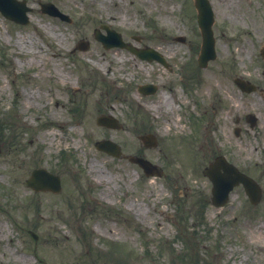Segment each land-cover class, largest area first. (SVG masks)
<instances>
[{"label": "rangeland", "instance_id": "374dc122", "mask_svg": "<svg viewBox=\"0 0 264 264\" xmlns=\"http://www.w3.org/2000/svg\"><path fill=\"white\" fill-rule=\"evenodd\" d=\"M29 1L27 26L0 14V264H264V0H210L218 59L205 70L197 62L194 0H96L91 9L64 0L59 6L73 23ZM109 22L124 38L140 36L170 68L104 49L94 30ZM83 40L87 51L76 48ZM194 71L200 83L191 79ZM187 77L188 86L181 82ZM236 77L262 90L243 94ZM146 83L159 91L141 94L138 86ZM172 91L177 102L167 116L163 102ZM15 109L24 126L12 142L3 116ZM104 114L120 128L99 126ZM247 115L257 117L254 127ZM147 134L155 147L141 139ZM102 139L117 143L122 156L98 150ZM219 155L258 182L259 204H251L242 185L225 207L211 203L212 184L202 172ZM130 156L158 165L161 176H146ZM92 161L108 180L97 179ZM35 168L58 175L62 191L27 187ZM202 204L204 219L192 218Z\"/></svg>", "mask_w": 264, "mask_h": 264}, {"label": "water", "instance_id": "95a60500", "mask_svg": "<svg viewBox=\"0 0 264 264\" xmlns=\"http://www.w3.org/2000/svg\"><path fill=\"white\" fill-rule=\"evenodd\" d=\"M196 7L199 11V18H200V25L203 31L204 36V46L202 51V56L200 58V64L201 66L205 67L207 66L208 62L212 59L216 58V51H215V39L213 37V31H212V25L214 23V17L212 8L210 6V3L208 0H196ZM0 10L2 13L7 16L8 18H11L17 22L20 23H26V8L22 5V3H19L15 0H0ZM97 38H100V36L97 33ZM108 43H106L108 46H114L119 45V41L115 40L111 35L108 38H105ZM142 57H150L148 53L142 52L140 53ZM237 83L242 87L243 90L250 92L251 89L248 88V84L237 81ZM100 119V123H101ZM99 149L111 151L115 155H119V152H114L113 145L110 142H102L97 144ZM134 161L138 162L140 165H142L146 171L150 174L153 173L154 167L147 161H144L142 159H135ZM221 169L225 170V173H221ZM205 174L210 177V179L215 183V189H214V197L213 202L217 206L224 205L228 200V194L233 188L235 184H238L239 182L245 183L246 187L248 188V184L253 183V186L258 188L254 181L251 179H248L242 175H240L234 168L227 166V163L220 159L217 161L215 165H212L210 168H208L205 171ZM48 178L51 179L45 172H36L34 174V178L31 179L29 182L32 187H34L36 190L40 189H49L52 188L50 186ZM59 182V180L57 179ZM227 187V190H225ZM59 190V189H58Z\"/></svg>", "mask_w": 264, "mask_h": 264}, {"label": "bare ground", "instance_id": "6f19581e", "mask_svg": "<svg viewBox=\"0 0 264 264\" xmlns=\"http://www.w3.org/2000/svg\"><path fill=\"white\" fill-rule=\"evenodd\" d=\"M113 19H116V17H114ZM66 77H69L70 78V75H65ZM173 93V97H170L168 95L165 96L164 98V106H165V114L168 116L170 115L171 113L174 114V109H175V103L177 102V96H176V93L175 91H172ZM34 97L33 94L29 95L28 98H32ZM161 105H153L154 109L155 110H158L160 108ZM52 142L53 140L51 141V145H52ZM91 171L95 172L97 174V179L102 182L104 180H108V178H106L105 176H102L101 174V170L99 169L98 167V162L97 161H92L91 163ZM110 182V180L108 181ZM105 197H109V194H105L104 195ZM129 209L135 211V213L138 215V216H143L145 217V214H146V210L142 209L141 207H138L136 206L134 203H131L130 206H128ZM18 260L20 261H23V262H28V257L27 256H18L17 257Z\"/></svg>", "mask_w": 264, "mask_h": 264}, {"label": "flooded vegetation", "instance_id": "af4514ba", "mask_svg": "<svg viewBox=\"0 0 264 264\" xmlns=\"http://www.w3.org/2000/svg\"><path fill=\"white\" fill-rule=\"evenodd\" d=\"M27 1H29V0H27ZM58 1V3H62V1H64V0H57ZM86 1L87 0H72V3L73 4H75V5H80L81 7H83V8H85V7H88V4L86 3ZM134 38H135V36H131L130 38H128V39H126V42L128 41V42H134ZM127 42V43H128ZM139 45V47H142V43H139L138 44ZM130 52V51H129ZM131 53V52H130ZM132 54V53H131ZM258 87H259V85H258ZM259 90H262V88H259Z\"/></svg>", "mask_w": 264, "mask_h": 264}]
</instances>
